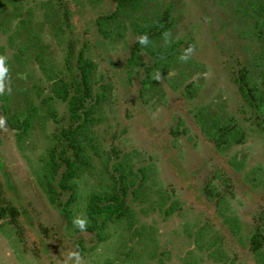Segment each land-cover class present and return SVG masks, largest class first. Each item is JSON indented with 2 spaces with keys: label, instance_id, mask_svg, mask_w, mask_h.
<instances>
[{
  "label": "rangeland",
  "instance_id": "rangeland-1",
  "mask_svg": "<svg viewBox=\"0 0 264 264\" xmlns=\"http://www.w3.org/2000/svg\"><path fill=\"white\" fill-rule=\"evenodd\" d=\"M22 1L31 10L26 20L30 29L20 28L13 15L4 18L13 7L0 0V26L4 22L9 30L0 31V46L12 56L7 43L13 36L15 44L25 48L27 62L0 75V170L6 177L5 196L18 210L12 220L7 215L0 221V264H260L249 241L258 227L264 229V138L233 80L252 61L240 34L226 25L237 0H199L198 7L191 0H144L143 11L134 14L138 23L167 7L172 13L168 40L161 38L156 46L180 41L171 67L158 72L156 85L148 89L141 84L142 67L127 64L137 39L130 25L116 41L98 33L96 19L112 12L115 4L65 0L71 22L65 30L75 35L79 45H87L85 50L96 65L92 79L99 81V88L107 86L105 98L96 106L99 121L91 125L90 168L70 180L75 224L86 222L88 197L109 191L122 174V169H113L117 164L125 163L126 176L134 182L139 183L141 175L131 176L129 164L145 175L135 194L129 190L125 199L133 226L126 219L109 223L107 237L100 243L93 233L69 228L40 184L56 126L50 111L65 125L67 107L60 99L43 103L45 96L52 95L51 84L35 54L40 53L44 66H53L60 74L67 33L59 30L56 11L49 18L46 15L57 8L56 3ZM29 33L35 37L32 42ZM142 56L145 62L151 60L147 52ZM32 82L38 83L39 99L29 87ZM95 83L92 86L97 88ZM189 84L198 92L186 98ZM3 94L8 100L2 99ZM30 98L40 109L30 131L19 139L6 119L24 111ZM209 114L221 123L232 114L237 129L243 131V142L218 149L202 131L201 124L211 121ZM235 222L236 229L231 230ZM79 240L85 250L79 249ZM259 257L264 259V247Z\"/></svg>",
  "mask_w": 264,
  "mask_h": 264
},
{
  "label": "trees",
  "instance_id": "trees-1",
  "mask_svg": "<svg viewBox=\"0 0 264 264\" xmlns=\"http://www.w3.org/2000/svg\"><path fill=\"white\" fill-rule=\"evenodd\" d=\"M3 1L13 7V10L8 11L9 14H5L3 17H12L13 15L14 20L19 18L20 28L30 29L26 20L28 19L27 13L31 10L25 7L23 1ZM110 1L115 4L114 10L96 19L98 33L103 35L106 40L116 41L124 36V32L130 25L137 39L131 47L127 58V64L128 66L142 67L143 77L141 79V84L143 88L148 89L155 86L157 81L156 74L158 72L164 73L167 68H170L172 65L171 60L175 59V55L180 51V41H176L172 44L166 41L167 43L156 46L158 40L161 38L168 40V35H170L169 31L173 21L170 8L167 7L164 8V10H159V14L155 15L151 20H145V17H142L141 23H138L140 18L134 17V14L143 11L145 5L144 0ZM198 1L199 0H191L195 7H198ZM237 1L232 8V18L230 17V20L225 23L226 25L229 23L228 26L232 27L236 33L238 32L240 34L243 44L246 45L253 57L251 56L252 61L250 62V67L241 69L233 80L240 93H242L246 105L256 115V124L259 128L260 135L264 138V0H241L243 2L239 3ZM55 3L58 11L53 8V10H49L46 15L49 18V14L56 11V16H59L58 20L60 26L58 25V28L66 34L67 31L65 29L71 26V22L68 18L70 10L67 8L65 0H47L44 6H48V4L53 6ZM200 14L202 15L203 12L198 14L199 17L201 16ZM2 15L3 13L1 16ZM24 15L25 18H23ZM0 27V31H5L7 34L9 33V30H5L7 28L4 22H1ZM59 30H57V33H59ZM6 33L3 35H7ZM29 34L28 40L32 42L35 37L32 33ZM39 39L40 37L37 41ZM63 41L66 45L65 58L63 69L60 74H58L53 66H44V57L40 53L37 52L35 54V58L38 59L43 75L47 77L51 84L52 95L45 96L43 103L48 104L50 100L60 99L67 107L65 125L62 123V119L55 118L53 110L50 111L56 126L51 132L50 146L46 150L48 159L44 165L43 178H41V182H39L51 204L57 209H60L65 215L67 226L69 228H74L75 233L81 231L93 233L100 243L107 237L104 231L109 223L126 219L129 222V226H133L134 221L131 217V210L125 199L128 197L129 190L132 194H135V190L141 185L145 175L143 169L138 168L136 172V170H132V166L129 164L127 170L131 176H138L136 173L141 175L140 182H134L132 178L126 176L125 163L124 166L122 164H117L113 169L116 171L122 169V174H120L118 178L115 177L113 184L109 185V191H105V193L101 194L93 193L88 197L85 209L86 222H83L82 225L81 223L75 224L72 219L71 209V204L75 199V191L70 180H72L78 172L84 170L88 171L90 168V151L94 143L91 125L94 124L93 122L99 121L95 115L97 111L96 106L105 98L104 94L105 91H107V86L103 84V86L99 88V81H93L92 79V74L96 71V65H94L95 63L85 50L87 45H79V42L72 32L67 33ZM84 42L86 43L87 41ZM7 44L10 47L12 56H6L4 53L5 48L0 46V75L2 72H7L17 67L22 61L26 62L24 58L26 50L15 44L13 36L9 35ZM145 52L151 57L149 62H145L142 59V54ZM244 53L247 54V52ZM168 60H170V62H168ZM94 83L98 85L97 88L96 86H92ZM29 87L31 91L35 93V98L39 99L42 97L38 83L32 82ZM187 87L192 88L190 89L192 91L188 88L184 96L186 98L194 97L198 92L196 91L197 89L194 88V84H189ZM98 90H103L104 92L99 93ZM3 95L5 96H3L2 99L8 100V94ZM39 109L38 105L35 104V100L30 98L27 108L24 111L21 110L18 114L8 118V120L6 119L19 139L30 131L31 120L33 117L37 116ZM2 112L7 114V110L4 109V107H2ZM201 114L202 112L199 111V123L202 120V118H200ZM209 115L211 121L201 124L203 125L202 131L215 142L218 149L229 144L233 145L243 142V131L241 132L237 129V121L232 114L224 118L226 121L224 123H221L220 119L215 118L214 115ZM109 161L110 158L108 159V162ZM4 177V173L0 170V221L6 219L7 215H9L12 220L14 216H17L18 212V210L14 208L16 206L5 196L7 195V185L5 180L6 177L5 179ZM61 196L62 201L59 203ZM2 225L4 226L7 224L4 223ZM233 225L235 228L230 226L231 230L236 229L237 223L235 222ZM263 230L264 229L261 227H258L251 235L249 241L250 250L257 256V262L260 264H264V259L259 257L264 247ZM81 242L82 241L79 240L77 245L79 249L85 250ZM125 257L129 258L130 255H125Z\"/></svg>",
  "mask_w": 264,
  "mask_h": 264
},
{
  "label": "clouds",
  "instance_id": "clouds-1",
  "mask_svg": "<svg viewBox=\"0 0 264 264\" xmlns=\"http://www.w3.org/2000/svg\"><path fill=\"white\" fill-rule=\"evenodd\" d=\"M81 223V225H82V222H80Z\"/></svg>",
  "mask_w": 264,
  "mask_h": 264
}]
</instances>
